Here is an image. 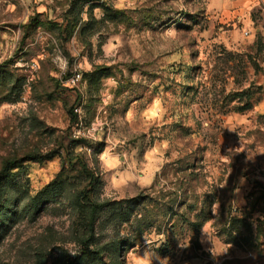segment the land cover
Returning a JSON list of instances; mask_svg holds the SVG:
<instances>
[{
	"label": "rangeland",
	"instance_id": "obj_1",
	"mask_svg": "<svg viewBox=\"0 0 264 264\" xmlns=\"http://www.w3.org/2000/svg\"><path fill=\"white\" fill-rule=\"evenodd\" d=\"M229 1L0 0V264H264V1Z\"/></svg>",
	"mask_w": 264,
	"mask_h": 264
},
{
	"label": "trees",
	"instance_id": "obj_2",
	"mask_svg": "<svg viewBox=\"0 0 264 264\" xmlns=\"http://www.w3.org/2000/svg\"><path fill=\"white\" fill-rule=\"evenodd\" d=\"M75 118L77 119V115L76 113L73 111V108L71 109V120H75ZM67 141L68 142H72V143H75V144H78V143H82L84 142V140L82 138H78V139H75L72 137V135H69L67 137ZM67 144H64L63 143V147L65 148ZM64 152H66V155L68 158L69 157V152H68V148L66 147V149H64ZM66 157V158H67ZM71 159V158H70ZM74 161H77L81 168L85 171H87L89 173V183H88V187H92L94 185V183L96 182V176H95V173L93 170H91L88 165L85 163L84 159L82 156L80 155H76L74 158H73ZM15 162V161H13ZM12 161H10L11 164H13ZM9 163V161L6 163V165L4 166L3 169H5L7 167V164ZM15 167V164L10 167V169H13ZM3 182V180H0V184ZM87 199L89 201V209H90V218H89V230H90V235H94V230H95V223H96V220H97V214L98 212L105 206L104 203H98L96 201H94L89 195H87ZM199 215H203V210L200 211ZM98 252V251H97ZM92 252L90 249H88L87 247L84 248V251L82 252L81 256H78V257H75L72 261H70L69 263L70 264H77L78 262H80L83 258L87 257L88 255H90Z\"/></svg>",
	"mask_w": 264,
	"mask_h": 264
},
{
	"label": "crops",
	"instance_id": "obj_3",
	"mask_svg": "<svg viewBox=\"0 0 264 264\" xmlns=\"http://www.w3.org/2000/svg\"><path fill=\"white\" fill-rule=\"evenodd\" d=\"M256 1L258 2L260 0H231V1H229V4H230L229 7L234 8L235 12H241L243 9L254 4ZM229 7H228V9H226L227 11H229Z\"/></svg>",
	"mask_w": 264,
	"mask_h": 264
},
{
	"label": "built area",
	"instance_id": "obj_4",
	"mask_svg": "<svg viewBox=\"0 0 264 264\" xmlns=\"http://www.w3.org/2000/svg\"><path fill=\"white\" fill-rule=\"evenodd\" d=\"M247 34H249V33H247ZM80 77H81V75H80L79 73H75L74 76H73V81H77V80H79ZM76 110H77V109H76ZM77 111H78V110H77Z\"/></svg>",
	"mask_w": 264,
	"mask_h": 264
}]
</instances>
